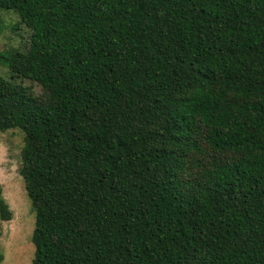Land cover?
Wrapping results in <instances>:
<instances>
[{
	"label": "trees",
	"instance_id": "obj_1",
	"mask_svg": "<svg viewBox=\"0 0 264 264\" xmlns=\"http://www.w3.org/2000/svg\"><path fill=\"white\" fill-rule=\"evenodd\" d=\"M3 11L31 32L0 53V133H22L33 264H264V0Z\"/></svg>",
	"mask_w": 264,
	"mask_h": 264
},
{
	"label": "rangeland",
	"instance_id": "obj_2",
	"mask_svg": "<svg viewBox=\"0 0 264 264\" xmlns=\"http://www.w3.org/2000/svg\"><path fill=\"white\" fill-rule=\"evenodd\" d=\"M31 38L29 28L21 22L17 14L3 11L0 14V53L16 47L24 50L23 41ZM23 46V47H22ZM6 69L0 63V77ZM35 97L45 99L43 88L30 81ZM22 133L20 129L0 133V191L12 211V219H0V250L4 254L1 264H33L35 245L32 235L36 216L33 212L25 181L20 174Z\"/></svg>",
	"mask_w": 264,
	"mask_h": 264
}]
</instances>
